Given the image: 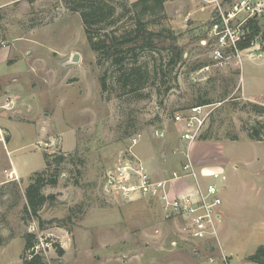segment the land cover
Segmentation results:
<instances>
[{"label": "rangeland", "instance_id": "1", "mask_svg": "<svg viewBox=\"0 0 264 264\" xmlns=\"http://www.w3.org/2000/svg\"><path fill=\"white\" fill-rule=\"evenodd\" d=\"M233 1H165L156 28L174 32L182 59L128 92L109 63L96 64L79 13L63 0H0V264H23L28 232L47 264H257L247 257L264 245V14L255 18L258 35L250 36L249 19L232 20L234 43L220 42L217 2L226 11ZM161 57L165 50L139 60ZM201 99L211 112L190 155L225 179L216 180L217 237L200 240L158 193L125 195L106 176L129 162L168 178L187 153L174 116ZM44 154L47 178L56 167L60 174L43 187L54 198L37 218L25 211V188Z\"/></svg>", "mask_w": 264, "mask_h": 264}, {"label": "trees", "instance_id": "2", "mask_svg": "<svg viewBox=\"0 0 264 264\" xmlns=\"http://www.w3.org/2000/svg\"><path fill=\"white\" fill-rule=\"evenodd\" d=\"M66 7L79 13L83 30L90 49L96 54L99 67L109 63L115 73L118 85L125 91H137L147 83L151 75L166 70L170 73L182 59V48L176 43L174 32L167 27L156 28L165 18L164 3L167 0H63ZM250 36L259 34V26L254 18L248 20ZM155 26V27H154ZM264 39V32H263ZM166 51L165 60L160 63L140 61L145 53ZM165 74V72H164ZM166 75V74H165ZM100 89L104 93L108 89L106 71L99 75ZM206 99L198 104H208ZM259 138V131L254 128L250 134ZM44 154L45 167L30 176L25 188L26 213L39 218L41 206L53 195H45L42 191L47 184L56 185L60 169L56 167L49 179L51 163ZM64 156L58 157L61 162ZM59 162V163H60ZM58 163V164H59ZM41 221V220H39ZM35 234L25 235L23 264H47L40 252L35 250ZM247 260L264 264V245L258 246Z\"/></svg>", "mask_w": 264, "mask_h": 264}, {"label": "built area", "instance_id": "3", "mask_svg": "<svg viewBox=\"0 0 264 264\" xmlns=\"http://www.w3.org/2000/svg\"><path fill=\"white\" fill-rule=\"evenodd\" d=\"M232 5V8L225 11L217 2L219 21L226 28L219 38L223 43L227 36L234 43L233 29L232 32L228 31L230 21L235 20L236 25H241L248 19L264 14V0H234ZM239 15L244 18L239 20ZM217 26L215 23L213 29L217 30ZM210 112V104H197L185 115L174 116L184 127L181 139L187 144V153L183 163L168 178L155 180L142 164L135 167L129 162L108 172L106 176V182L112 188L121 189L125 195L132 191L142 195L158 193L165 211L179 218L188 236L200 240L217 237V225L222 216V198L216 180L225 179L221 170L198 167L189 151L193 142L199 138ZM134 174L135 182L132 181Z\"/></svg>", "mask_w": 264, "mask_h": 264}, {"label": "water", "instance_id": "4", "mask_svg": "<svg viewBox=\"0 0 264 264\" xmlns=\"http://www.w3.org/2000/svg\"><path fill=\"white\" fill-rule=\"evenodd\" d=\"M76 60H78V54L73 55V61H76Z\"/></svg>", "mask_w": 264, "mask_h": 264}]
</instances>
